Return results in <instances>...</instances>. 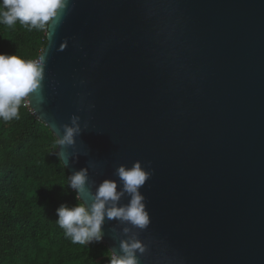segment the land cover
Returning a JSON list of instances; mask_svg holds the SVG:
<instances>
[{
	"label": "water",
	"instance_id": "water-1",
	"mask_svg": "<svg viewBox=\"0 0 264 264\" xmlns=\"http://www.w3.org/2000/svg\"><path fill=\"white\" fill-rule=\"evenodd\" d=\"M46 40L26 101L56 138L79 118L69 175L87 167L95 191L121 164L151 172L149 225L106 219L109 250L139 239V264H264V0H68Z\"/></svg>",
	"mask_w": 264,
	"mask_h": 264
},
{
	"label": "trees",
	"instance_id": "trees-1",
	"mask_svg": "<svg viewBox=\"0 0 264 264\" xmlns=\"http://www.w3.org/2000/svg\"><path fill=\"white\" fill-rule=\"evenodd\" d=\"M46 36L19 22L0 24V53L37 59ZM56 139L26 99L18 119L0 120V264H109L103 240L74 244L56 222L61 204L82 202L68 186Z\"/></svg>",
	"mask_w": 264,
	"mask_h": 264
},
{
	"label": "clouds",
	"instance_id": "clouds-1",
	"mask_svg": "<svg viewBox=\"0 0 264 264\" xmlns=\"http://www.w3.org/2000/svg\"><path fill=\"white\" fill-rule=\"evenodd\" d=\"M67 3L68 0H0V24L12 27L19 22L29 29L52 32L53 25L59 24L61 12ZM45 63L43 55L26 60L15 54L0 53V120L18 119L19 108L25 99L33 95L40 97ZM78 119L73 116L70 124L61 126L62 135L57 134L56 154L66 165V157L71 161L74 152L66 153L61 146L68 148L75 145V138L80 133ZM115 175L119 181L105 178L95 185V191L89 187L87 167L70 175L68 186L77 194V200L82 202L71 207L61 204L56 209V222L72 243L85 245L100 242L106 219H115L141 230L149 225V214L140 188L151 172L136 161L130 167L119 165ZM125 195L129 199L122 204L120 201ZM124 232L127 234L129 228H125ZM119 247V254L112 249L109 264H139L137 252L144 251L139 239H122Z\"/></svg>",
	"mask_w": 264,
	"mask_h": 264
}]
</instances>
